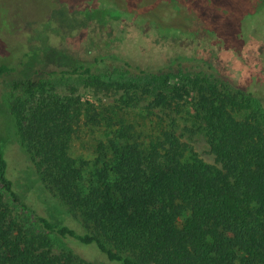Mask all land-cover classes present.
Returning <instances> with one entry per match:
<instances>
[{
	"label": "trees",
	"instance_id": "16d2710c",
	"mask_svg": "<svg viewBox=\"0 0 264 264\" xmlns=\"http://www.w3.org/2000/svg\"><path fill=\"white\" fill-rule=\"evenodd\" d=\"M163 1L183 8L187 0ZM57 55L67 59L61 51L52 53ZM13 72V66L0 64V81ZM62 72L95 77L82 64L63 63ZM169 77L175 78L172 87ZM142 80L146 93L158 90L152 107L191 104L215 162L189 153L176 123L141 140L125 119L112 125L109 108L62 96L44 81L15 80L10 108L16 140L37 168L38 195L50 191L54 200H43L46 214L24 200L11 177V141L3 142L0 264H94L73 251L54 252L51 235L94 247L114 264H264V107L203 72L143 70L120 86L137 87L133 83ZM84 123L112 128L92 162L72 154ZM6 194L34 224L16 217ZM64 204L79 212L83 232L57 217Z\"/></svg>",
	"mask_w": 264,
	"mask_h": 264
},
{
	"label": "rangeland",
	"instance_id": "374dc122",
	"mask_svg": "<svg viewBox=\"0 0 264 264\" xmlns=\"http://www.w3.org/2000/svg\"><path fill=\"white\" fill-rule=\"evenodd\" d=\"M54 51L67 59L52 57ZM63 63L91 67L95 77L65 75ZM0 64L15 68L0 81V145L11 141V177L24 200L46 214L43 200L54 197L50 191L38 195L37 168L16 140L10 108L15 80L44 81L48 90L62 96H80L109 108L114 117L110 123L118 126L125 119L136 126L141 140H149L159 126L176 123L189 153L214 163L191 104L152 107L158 90L146 93L147 82L135 81L137 87L120 84L137 80L143 70L203 72L221 88L255 98L264 107V10L259 0H187L183 8L166 7L163 0H0ZM169 78L167 86L172 87L175 78ZM105 125L84 123L74 137L73 156L94 161L98 144L106 143L112 130ZM6 200L22 223L34 224L31 214L8 194ZM59 210L58 218L83 232L78 211L65 204ZM51 238L56 253L73 251L94 264H114L94 247Z\"/></svg>",
	"mask_w": 264,
	"mask_h": 264
}]
</instances>
